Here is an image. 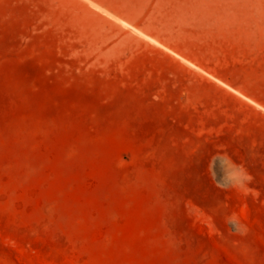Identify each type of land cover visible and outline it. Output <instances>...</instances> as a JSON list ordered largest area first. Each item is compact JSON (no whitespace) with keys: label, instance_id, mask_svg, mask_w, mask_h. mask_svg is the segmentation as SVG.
I'll return each mask as SVG.
<instances>
[{"label":"rangeland","instance_id":"obj_1","mask_svg":"<svg viewBox=\"0 0 264 264\" xmlns=\"http://www.w3.org/2000/svg\"><path fill=\"white\" fill-rule=\"evenodd\" d=\"M0 264H264V0H0Z\"/></svg>","mask_w":264,"mask_h":264}]
</instances>
